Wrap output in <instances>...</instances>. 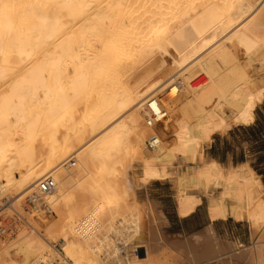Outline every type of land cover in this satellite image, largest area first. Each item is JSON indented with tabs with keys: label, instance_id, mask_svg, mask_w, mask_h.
Returning <instances> with one entry per match:
<instances>
[{
	"label": "bare ground",
	"instance_id": "bare-ground-1",
	"mask_svg": "<svg viewBox=\"0 0 264 264\" xmlns=\"http://www.w3.org/2000/svg\"><path fill=\"white\" fill-rule=\"evenodd\" d=\"M263 103L264 0H0V264H264L261 178L206 154ZM156 183L251 245L169 246Z\"/></svg>",
	"mask_w": 264,
	"mask_h": 264
},
{
	"label": "crops",
	"instance_id": "crops-1",
	"mask_svg": "<svg viewBox=\"0 0 264 264\" xmlns=\"http://www.w3.org/2000/svg\"><path fill=\"white\" fill-rule=\"evenodd\" d=\"M257 113L260 114L264 120V103L260 105V107L257 109L256 114ZM232 132H234V130L231 131L229 134H231ZM244 133L247 134V132L245 131ZM229 134L225 137L219 136L222 138L221 142H217L215 138H217L218 136H215L213 143L207 149V156L210 157L212 160L216 161L217 163L224 165L226 168L236 167L238 165L250 163L251 167H253V169H255L256 171V168L253 166L254 164L250 157V155H255V163L258 165L259 168L264 169V133H261L262 138L260 140L253 138L255 140V143L253 144L258 146V149L254 152V154H252V151L249 149L250 143L244 142L241 144V146L236 147L231 141H229ZM256 173L258 174L257 171ZM259 177L261 178V181L264 184V176L259 175ZM158 208L165 214L169 222V225L163 229V232L167 235V238L169 240L168 242L174 244V248H177V250L179 249L178 251L184 249L186 244V247L189 250H191L192 247L196 249L198 246H200L198 247V250L201 249L199 251L202 252V250H204L202 248L203 246L215 245L214 247L216 248L217 244L219 247V245L221 246L222 243V246H226L228 252H232V248H234V245L241 244L249 246L252 243L253 234L251 233L252 230L247 223L236 221L231 217L226 220L218 219L212 221L208 213L207 205L205 206L204 201L201 205L197 207L196 211L192 215L187 217H181L179 215V212L177 211L178 209L176 206H162ZM195 235H202L200 239L201 242L194 241ZM185 240L187 241L186 243L184 242ZM193 241L195 243L198 242L197 244L201 245L197 246V244H195L197 246L195 247V245H192L194 244ZM205 242H208L210 244ZM182 244L184 247L181 246ZM229 246H231V249L229 248ZM215 248L212 251V255L216 253L214 252V250H216L217 248ZM207 259L208 258L202 259L203 261L200 264H251L250 261L247 260L249 259V257L247 258L245 256L243 259H226L223 263H218V261H216L215 259L212 261L211 258H209L208 260L212 261L213 263H209ZM243 260L245 261L243 262ZM179 264L185 263H181L180 261Z\"/></svg>",
	"mask_w": 264,
	"mask_h": 264
},
{
	"label": "rangeland",
	"instance_id": "rangeland-1",
	"mask_svg": "<svg viewBox=\"0 0 264 264\" xmlns=\"http://www.w3.org/2000/svg\"><path fill=\"white\" fill-rule=\"evenodd\" d=\"M256 119L259 120L262 123V126L259 127L261 130V133H264V120L262 118V116L260 114H256ZM219 137V136H218ZM215 138L217 142H221L222 138ZM229 141H231L236 147L241 146L242 143L244 142H248L249 144V149L252 151L251 153L254 154L255 151H257L258 146L254 145L253 143H255L254 139L250 136V134H246L244 133V130L241 128H236L234 130V132H232L231 134H229L228 136ZM250 140V141H249ZM254 145V146H253ZM261 145V144H260ZM251 160L253 161V166L256 168H258V165L255 163V155H250ZM175 192L174 189L172 187V185H170L169 183H158V184H154L152 187L149 188V190L146 193H141V198L142 200H145V198L147 196H149L153 203L155 204L156 208L158 207H174L176 206V202H175V198H174ZM206 201H205V206H206ZM4 214V213H3ZM2 214V215H3ZM5 216V217H4ZM7 215H3V217H0L2 220L4 218V226H8L9 222L12 221L11 217L7 216ZM9 217V218H8ZM10 219V220H8ZM163 235L167 237V235L163 232ZM167 244L169 246H172L171 243H169L167 241ZM171 244V245H170ZM140 256L144 257V252L140 251Z\"/></svg>",
	"mask_w": 264,
	"mask_h": 264
},
{
	"label": "trees",
	"instance_id": "trees-1",
	"mask_svg": "<svg viewBox=\"0 0 264 264\" xmlns=\"http://www.w3.org/2000/svg\"><path fill=\"white\" fill-rule=\"evenodd\" d=\"M262 126V123L257 120V122H255L253 124V126H245V127H240L241 129H243L245 132H247L248 134H250V136H252V138L260 140L262 137L261 135V130L259 127ZM256 171L258 172L259 175L264 176V169L263 168H257L256 167Z\"/></svg>",
	"mask_w": 264,
	"mask_h": 264
},
{
	"label": "built area",
	"instance_id": "built-area-1",
	"mask_svg": "<svg viewBox=\"0 0 264 264\" xmlns=\"http://www.w3.org/2000/svg\"><path fill=\"white\" fill-rule=\"evenodd\" d=\"M54 187H55V184L51 180H47V181L43 182L42 185H40V189L42 192H50L51 190L54 189ZM1 230L3 233H5V232H7L8 228L2 226Z\"/></svg>",
	"mask_w": 264,
	"mask_h": 264
}]
</instances>
